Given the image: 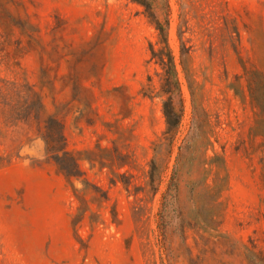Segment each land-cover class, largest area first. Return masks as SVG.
I'll list each match as a JSON object with an SVG mask.
<instances>
[{
    "label": "rangeland",
    "instance_id": "374dc122",
    "mask_svg": "<svg viewBox=\"0 0 264 264\" xmlns=\"http://www.w3.org/2000/svg\"><path fill=\"white\" fill-rule=\"evenodd\" d=\"M168 5L155 14L168 20L182 118L149 183L165 97L150 53L162 45L143 7L0 0V264H248L246 248L264 255V138L251 134L264 88L256 107L247 88L264 84V0ZM19 21L31 24L30 37ZM13 112L27 117L11 122ZM50 116L67 151L93 160L79 163L78 180L44 154ZM200 127L206 140L191 148ZM173 173L176 198L162 205Z\"/></svg>",
    "mask_w": 264,
    "mask_h": 264
},
{
    "label": "trees",
    "instance_id": "16d2710c",
    "mask_svg": "<svg viewBox=\"0 0 264 264\" xmlns=\"http://www.w3.org/2000/svg\"><path fill=\"white\" fill-rule=\"evenodd\" d=\"M131 2H134L144 9V13L146 17L151 21V23L154 25L155 30L158 32L159 36V43L162 45L161 48L158 50H155L154 47L150 46V53H151V60H154L155 63L161 68L163 75H162V82L160 86V96L165 97V99L161 100V106H162V113L165 118V130L162 132L161 137L157 139L156 143L153 144L152 151H153V159L150 161L149 165V171H148V178L149 183H154V179L156 175V160L157 158L162 155L164 152L167 155H170L173 147L174 142L176 139V136L179 133L180 124H181V118H182V104L180 103V82L178 80L177 76V69L176 64L174 62L173 56L171 54V51L167 45L166 40V32H167V26H168V20L167 18H163L162 22L159 21L158 17L155 14V8L157 6L162 5L166 11L169 9L168 0H129ZM3 20V18L0 16V22ZM14 21V20H11ZM14 25H17L19 30L22 34L26 35V37H30L28 32L30 29H32L31 24L28 21H19L14 23ZM25 27H27L28 30L25 32ZM26 33V34H25ZM186 48L184 45L181 44L180 49V57L184 56V51ZM179 65L182 68V71L184 73L185 80L188 85V89H190V76L188 74V71L186 69V66L182 61L179 62ZM248 92H249V98L250 103L256 107L258 106V99H257V93L260 91V89L264 88V84L262 81H259L256 84V88L251 86L250 83H248ZM243 95V92H241ZM191 94V90H190ZM237 94V93H236ZM192 96V94H191ZM243 99V96H240ZM177 100V105L175 104V101ZM32 107L34 110V117L38 115V113L41 111L42 104L40 102V99L38 95H35V102L32 104ZM15 110V108H14ZM17 110V109H16ZM192 110H196L195 106L192 101ZM255 117L257 119L254 122V127L251 129V134L254 137H261L264 138V110H253ZM27 116L20 115L17 112H13L11 119L13 121H19L20 119H24ZM197 119V118H196ZM204 125V124H203ZM202 125V126H203ZM201 129V130H200ZM200 129L197 131L196 136L192 137V135H189L188 141L191 143V148L195 146L197 142H199L202 138L206 140L205 134L203 133V129L200 127ZM192 137V138H191ZM40 140L43 142L44 145V154L51 160L57 171L64 176V178L67 181L70 180H78L82 177V174L79 170V163L81 161H87L88 163H92L93 160L90 158L85 157L83 154H73L71 152H68L65 145V140L62 134V124L61 122L55 118L54 116H50L45 124L44 132L40 135ZM211 145L210 143L208 146ZM264 145V143H263ZM197 147H202V145H198ZM196 147V149H197ZM178 152L175 157L177 160L180 156V146L177 148ZM218 156L214 154L212 158H210V165H215V159H217ZM264 165V161H263ZM225 170L224 162L217 167V171H215L216 176L219 175L221 171ZM158 172V171H157ZM162 173V170H160L157 174L156 180H159V176ZM174 173L172 174V177L170 179V182L166 188V191L163 196L162 205H167L169 202L174 200L176 198L177 194V186L173 179ZM83 187L85 186V183L82 182ZM225 185L221 186L219 188V193L223 191ZM213 187L212 189H214ZM85 188L82 189V191ZM84 192V191H83ZM77 200L80 201V197L76 196ZM82 201V200H81ZM79 211V217H81L85 211H80V208H78ZM78 222V221H77ZM246 250V259L248 261V264H264V255L263 254H254L252 251H250L248 248Z\"/></svg>",
    "mask_w": 264,
    "mask_h": 264
}]
</instances>
